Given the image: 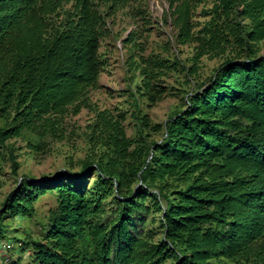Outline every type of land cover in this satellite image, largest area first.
Instances as JSON below:
<instances>
[{"label":"trees","instance_id":"1","mask_svg":"<svg viewBox=\"0 0 264 264\" xmlns=\"http://www.w3.org/2000/svg\"><path fill=\"white\" fill-rule=\"evenodd\" d=\"M133 1L0 0V188L6 161L13 175L20 167L11 139L29 134L27 147L39 151L44 139L64 137L65 116L97 87L105 15ZM166 2L177 53L192 51L145 56L135 30L122 40L127 71L139 78L130 91L137 138L127 137L124 112L98 110L80 171L21 175L2 201L0 241L11 220L33 218L39 198L55 197L39 236H13L31 264H264V0ZM203 58L221 60L207 82L198 78ZM169 74H183L185 103L149 127L140 104L159 101ZM149 129L164 131L150 140ZM91 172L92 188L72 186ZM152 213L158 240L137 232Z\"/></svg>","mask_w":264,"mask_h":264},{"label":"rangeland","instance_id":"2","mask_svg":"<svg viewBox=\"0 0 264 264\" xmlns=\"http://www.w3.org/2000/svg\"><path fill=\"white\" fill-rule=\"evenodd\" d=\"M132 7H118L114 13L105 15L103 30L104 36L100 41L99 55L102 61V70L97 87L88 94L86 104L81 107L77 114L68 113L64 119L65 133L60 140L53 138L44 139L45 145L39 151H33L27 147L29 134L13 138L10 142L16 146V153L20 167L18 174L13 175L10 170V162L6 161L1 175L2 186L0 188V206L6 195L13 190L21 175L33 176L37 181L42 177H54L59 171L71 169L80 171L82 161L88 156L87 134L88 125L95 119L98 110L109 109L114 113L124 112L125 121L123 122L125 133L129 139H136L138 136V120L132 106L131 90L139 82L138 76L131 77L127 71L126 60L129 56V48L123 47L122 40L129 31H136V42L143 46L145 56L153 54L161 55L167 59L176 56L182 60L188 57L192 51L189 46L181 47V53H177L176 46L172 37L175 30L170 19L164 14L168 10L166 0H134ZM66 7H69L67 5ZM108 5H99L101 13L107 12ZM127 9L133 10V17L129 16ZM200 7L197 9L194 22L202 21L199 15ZM264 45L261 44L263 52ZM219 58H203L200 63L199 80L207 82L214 68L220 64ZM183 74L178 77L168 75L160 80L164 91L155 105L146 106L140 104V115L147 116L149 127L154 125H164L168 116L175 111L178 106L185 103V92L183 90ZM184 88H187L184 87ZM149 139L159 140L163 129L158 132L148 130ZM33 141H40L33 137ZM96 174L89 173L86 179L73 182L76 188L89 190L94 185ZM66 182V181H64ZM55 197L47 193L35 202L36 215L31 218H14L11 220L9 238L0 241V261L9 254L11 260L19 261L18 264H31L32 252L30 249H20L18 240L13 236L22 238L25 232H30L36 237L41 234L40 221L46 222L48 210L55 206ZM108 213L114 207L113 200L108 198L103 201ZM10 219V218H9ZM6 219L5 221H9ZM159 214L152 213L144 217L143 222L137 224V232L146 235L147 232L153 233V238H161V229L158 222Z\"/></svg>","mask_w":264,"mask_h":264},{"label":"built area","instance_id":"3","mask_svg":"<svg viewBox=\"0 0 264 264\" xmlns=\"http://www.w3.org/2000/svg\"><path fill=\"white\" fill-rule=\"evenodd\" d=\"M10 263H11V256L9 254L5 255L0 261V264H10Z\"/></svg>","mask_w":264,"mask_h":264}]
</instances>
